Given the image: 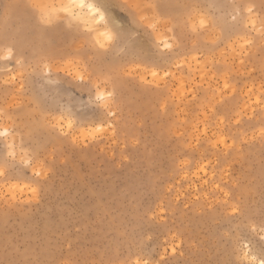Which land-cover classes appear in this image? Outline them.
<instances>
[{
	"label": "rangeland",
	"instance_id": "rangeland-1",
	"mask_svg": "<svg viewBox=\"0 0 264 264\" xmlns=\"http://www.w3.org/2000/svg\"><path fill=\"white\" fill-rule=\"evenodd\" d=\"M121 2L134 11L195 3L212 26L178 59L115 53L106 69L124 84L110 116L96 99L98 86L112 90L110 75L77 77L108 48L110 25L80 16L70 0H0V47L13 46V58L0 60V126H16L0 138V157L6 145L38 157L0 178V264H258L264 0ZM29 4L43 6L50 22ZM170 26L133 38L162 52L173 43Z\"/></svg>",
	"mask_w": 264,
	"mask_h": 264
},
{
	"label": "snow or ice",
	"instance_id": "snow-or-ice-1",
	"mask_svg": "<svg viewBox=\"0 0 264 264\" xmlns=\"http://www.w3.org/2000/svg\"><path fill=\"white\" fill-rule=\"evenodd\" d=\"M81 8L87 7L92 15V18L98 23L103 22L105 25H110V29L104 33L108 48L105 49V45L101 44L100 48L105 51L100 52L97 55L95 62L86 65L81 71L77 73V77L80 81L84 80L85 73L94 74L97 77L110 75L106 69V65L111 61L112 56L119 52L124 57H142L148 56L149 58L158 56L163 59L172 60L178 59L179 56L188 47V41L203 36L207 30L212 26V20L209 15L202 11L200 6L195 3L191 4H148V5H136L137 10H133L132 6L127 3L121 2V0H95L94 3L85 5L81 3ZM9 7V6H6ZM25 7H31L39 9L40 20L43 23L50 22V16L46 12L43 6L37 4L25 5ZM71 5H69L65 11L71 14ZM248 13L253 12V7L248 5ZM144 8L154 9L152 15H143L141 11ZM170 8H179L184 10L183 18L180 16H174L169 12ZM127 11L131 15V19L125 22L120 13ZM264 11V6H262ZM171 25L168 27L169 32H173V43L165 42L163 45L164 51L152 52L150 47H143L139 42L133 38V34L153 36L159 31L161 26ZM143 30V31H141ZM10 37H5V41H8ZM214 43V42H213ZM140 51H137V49ZM159 48V45H157ZM23 55V53H20ZM13 58V46L7 42L0 47V60H11ZM21 63L20 60L17 61ZM24 62H28L27 58ZM48 65L44 64L43 69H40L37 75L41 78L47 76L44 69H47ZM155 75V73H153ZM112 82V90L100 92L99 86L97 87L96 99L100 102V106L105 109V112L110 116H115L117 113L113 111V105L118 104V90L123 87L124 80L122 77L114 74L110 75ZM227 87V84H225ZM264 103V101H258ZM70 126V125H69ZM35 130L31 127L28 128L26 135L32 136ZM16 135V126L14 124L9 127L0 126V138L7 139ZM8 151L3 157H0V178L9 179L13 178L17 172L23 168L34 167L38 161V157L34 152H24L23 149L18 154L12 150V146L6 145ZM42 173L37 171L34 173L36 176H40ZM264 213V208H262ZM240 209L238 207L232 208L233 215L238 214ZM264 231V229H262ZM261 254L258 260V264H264V235H261ZM175 253L176 249H172ZM255 260V258H253ZM5 264H15V262H5ZM19 264H25L21 261ZM26 264H40L38 261H28ZM103 264V262H102ZM135 264H148V261L137 259ZM222 264H232L230 261L222 262Z\"/></svg>",
	"mask_w": 264,
	"mask_h": 264
},
{
	"label": "bare ground",
	"instance_id": "bare-ground-1",
	"mask_svg": "<svg viewBox=\"0 0 264 264\" xmlns=\"http://www.w3.org/2000/svg\"><path fill=\"white\" fill-rule=\"evenodd\" d=\"M73 4H75V5H77L78 6V8H79V10H77V13L80 15V16H85V18H86V15L87 14H89L90 16L89 17H91L92 15H91V13H90V11H89V9L87 8V7H84V8H81L79 5L81 4V3H83V4H85V5H88V4H92V2H89V1H87V0H70ZM66 6V5H65ZM84 9L86 10V13L85 14H83L84 12ZM72 11H73V8L71 9ZM75 16V15H74ZM89 17H87V18H89ZM82 18V17H81ZM84 18V19H85Z\"/></svg>",
	"mask_w": 264,
	"mask_h": 264
}]
</instances>
